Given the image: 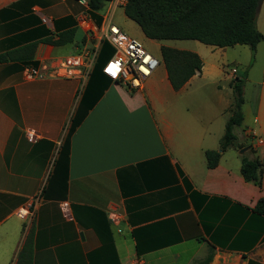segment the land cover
Here are the masks:
<instances>
[{
	"label": "crops",
	"instance_id": "obj_1",
	"mask_svg": "<svg viewBox=\"0 0 264 264\" xmlns=\"http://www.w3.org/2000/svg\"><path fill=\"white\" fill-rule=\"evenodd\" d=\"M106 7L91 14L82 0H0V55H8L0 62V264H17L29 233L31 264H264V215L255 210L264 199V0L233 130L236 144L250 147L243 154L219 148L238 69L216 57L196 53L201 70L179 90L160 52L140 90L101 74L110 57L96 58L84 82L24 77L25 66L79 53ZM72 29L71 42L52 43ZM27 129L40 138L29 143ZM207 150L220 153L213 168ZM242 156L261 162L260 186L241 176ZM37 196L32 217L15 215Z\"/></svg>",
	"mask_w": 264,
	"mask_h": 264
},
{
	"label": "trees",
	"instance_id": "obj_2",
	"mask_svg": "<svg viewBox=\"0 0 264 264\" xmlns=\"http://www.w3.org/2000/svg\"><path fill=\"white\" fill-rule=\"evenodd\" d=\"M109 0H84L91 14L102 11ZM257 0H125L123 14L140 28L143 35L151 40H194L216 48L246 45L251 53L250 64L257 44L262 35L256 27ZM61 19L57 22H61ZM56 24V21L54 22ZM74 29L58 34L52 42L63 45L71 42ZM34 45L28 46L32 49ZM107 53L101 51L97 63L107 59ZM160 58L167 72L168 80L174 90H179L196 73L200 72L202 61L191 51L179 50L168 46L160 47ZM8 55H0V62ZM101 74L105 76L102 71ZM106 77V76H105ZM246 72L236 73L230 81L232 103L230 116L220 139L221 151L238 148L234 128L242 123L243 85ZM107 78V77H106ZM108 79V78H107ZM109 80V79H108ZM68 146V136L63 147ZM206 166L217 165L220 153L207 150L204 153ZM263 167L256 158L242 156L240 173L247 182L260 186ZM255 210L264 215V199H259ZM32 235L27 236L17 258V264H31Z\"/></svg>",
	"mask_w": 264,
	"mask_h": 264
},
{
	"label": "built area",
	"instance_id": "obj_3",
	"mask_svg": "<svg viewBox=\"0 0 264 264\" xmlns=\"http://www.w3.org/2000/svg\"><path fill=\"white\" fill-rule=\"evenodd\" d=\"M124 2L125 0L107 2L101 25L87 34L85 44L79 53L66 56L49 68L45 65L39 68L25 66L24 77L28 80L43 78L45 75L60 78L77 77L84 82L98 56L101 43L107 42L115 52L102 66V73L110 81L130 91L142 89L144 81L154 72L160 61L145 51L137 40L127 36L113 23V11ZM42 21L48 23L45 18H42ZM235 72L236 70H231L232 75ZM24 135L29 143H34L40 138L38 132L30 129L25 130ZM37 202L38 196L18 208L15 215L23 220L32 217ZM108 218L113 224L117 225L119 222V215L116 212H109Z\"/></svg>",
	"mask_w": 264,
	"mask_h": 264
},
{
	"label": "rangeland",
	"instance_id": "obj_4",
	"mask_svg": "<svg viewBox=\"0 0 264 264\" xmlns=\"http://www.w3.org/2000/svg\"><path fill=\"white\" fill-rule=\"evenodd\" d=\"M113 23L116 24L118 27H120L121 30L124 31L125 33L127 32L131 36V38L137 40L142 45L145 51L151 53L157 59L159 58V52H160L159 45H164L175 49L195 52L204 61H207L209 59H215L216 57L219 61H223L222 63L225 65V68H227L228 70H230L232 67H237L238 73L242 74L244 72V68L242 66L247 60L248 53L250 52L249 48L246 45H236L230 48L228 47L226 49V55L222 56L223 58L221 59L218 57L219 56L218 52H224V51H217V53L214 56L208 58L209 50L211 48H216V47L204 45L198 41H194V40H161V41L154 40L152 42L147 41L149 40L148 38L144 36L142 37L138 36V33H141L140 28L137 26L136 23L124 17L122 8L120 7L115 9ZM103 50L105 51V53H107L106 54L108 56L107 59L111 57L115 52L114 48L107 42L101 43L98 50V56ZM215 50H218V48H216ZM230 115L231 114H229V116Z\"/></svg>",
	"mask_w": 264,
	"mask_h": 264
},
{
	"label": "water",
	"instance_id": "obj_5",
	"mask_svg": "<svg viewBox=\"0 0 264 264\" xmlns=\"http://www.w3.org/2000/svg\"><path fill=\"white\" fill-rule=\"evenodd\" d=\"M261 2H262V0H257V4H256V12L258 11ZM249 148H250L249 146L244 147V148H241V149L239 150V154H243V153L246 152Z\"/></svg>",
	"mask_w": 264,
	"mask_h": 264
}]
</instances>
